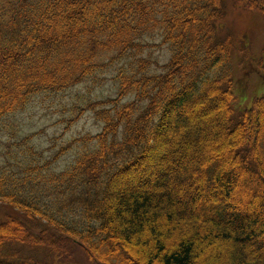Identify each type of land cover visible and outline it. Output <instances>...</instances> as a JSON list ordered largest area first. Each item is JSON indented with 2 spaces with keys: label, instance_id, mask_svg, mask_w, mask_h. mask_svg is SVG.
<instances>
[{
  "label": "trees",
  "instance_id": "16d2710c",
  "mask_svg": "<svg viewBox=\"0 0 264 264\" xmlns=\"http://www.w3.org/2000/svg\"><path fill=\"white\" fill-rule=\"evenodd\" d=\"M235 1L264 16V0ZM226 11V0H0V203L18 213L0 220V264H81L78 249L97 264H138L133 249L146 264H264V250L246 254L264 244V96L234 105ZM155 36L170 53L156 73L143 56ZM108 71L115 97L82 101L101 129L66 168L34 150L37 133L15 140L33 96Z\"/></svg>",
  "mask_w": 264,
  "mask_h": 264
},
{
  "label": "rangeland",
  "instance_id": "374dc122",
  "mask_svg": "<svg viewBox=\"0 0 264 264\" xmlns=\"http://www.w3.org/2000/svg\"><path fill=\"white\" fill-rule=\"evenodd\" d=\"M226 4V15L217 24L218 34L224 36L229 33L234 38L235 49L232 53L234 105L237 108L249 107L255 97L264 95L262 64L264 16L260 11L245 8L235 0H226ZM161 42V37L155 36L149 43L151 46L145 47L143 53L144 58L148 57L152 60L150 71L154 73L161 70L159 66L163 65L170 56L166 45ZM113 82V72L108 71L102 76V80L96 83L87 79L58 95L33 96L23 111L16 113L19 126L14 136L15 140L23 135L37 133L32 140L34 150L44 151L45 156L55 155L56 160L52 165L57 170L66 168L78 151H81L83 143L78 139L85 135H95L101 129L102 123L95 118L92 111L85 109L78 113V109L84 105L82 101L96 103L114 98L115 85ZM107 106L110 107L109 104ZM215 132L216 128L207 129L205 138L211 139L213 146H221L223 143L216 139ZM68 145L69 148H67ZM19 147L17 145L15 148ZM183 174L184 172L177 169L173 177L176 178ZM189 185V182L184 185L185 193L189 191ZM240 186L241 192L247 195L249 181L241 183ZM261 207L264 211V196ZM8 215H18V213L10 206L0 203V220ZM262 217L264 218L263 215ZM263 248L264 244L260 247L258 242H253L247 248L246 254L256 257L264 250ZM132 252L138 256V264H146L143 253L134 249ZM76 254L81 264H97L88 262L80 249L76 251Z\"/></svg>",
  "mask_w": 264,
  "mask_h": 264
},
{
  "label": "bare ground",
  "instance_id": "6f19581e",
  "mask_svg": "<svg viewBox=\"0 0 264 264\" xmlns=\"http://www.w3.org/2000/svg\"><path fill=\"white\" fill-rule=\"evenodd\" d=\"M221 162H222V159H221Z\"/></svg>",
  "mask_w": 264,
  "mask_h": 264
}]
</instances>
